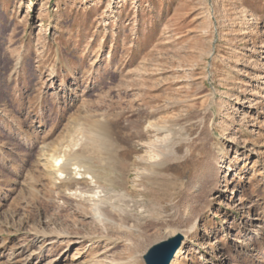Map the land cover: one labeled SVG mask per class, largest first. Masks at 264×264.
<instances>
[{
	"label": "rangeland",
	"instance_id": "obj_1",
	"mask_svg": "<svg viewBox=\"0 0 264 264\" xmlns=\"http://www.w3.org/2000/svg\"><path fill=\"white\" fill-rule=\"evenodd\" d=\"M173 232V264H264V0H0V264H144Z\"/></svg>",
	"mask_w": 264,
	"mask_h": 264
},
{
	"label": "bare ground",
	"instance_id": "obj_2",
	"mask_svg": "<svg viewBox=\"0 0 264 264\" xmlns=\"http://www.w3.org/2000/svg\"><path fill=\"white\" fill-rule=\"evenodd\" d=\"M93 130L96 131L91 138V141L96 145L98 149V155L100 159L105 160L111 159L114 157L113 154V142L109 140V136L107 134V128L105 126H96L93 127ZM116 156V155H115ZM40 163L46 169L47 173L54 177L58 174L65 173V178L70 180L71 185H79L81 182L77 180H90L94 183L99 182H108L109 176H107L106 172L98 171L94 165L91 163V159L87 156H79L76 154L68 155L63 161L60 157V154H45L44 157H40ZM150 169H154V165L148 166ZM224 169V167H222ZM73 176V177H72ZM75 176H79L78 178ZM67 185V184H66ZM179 252V251H178ZM177 252V253H178ZM176 253V255H177ZM175 255V257H176ZM174 257V258H175ZM174 260V259H173ZM173 260L170 264H173Z\"/></svg>",
	"mask_w": 264,
	"mask_h": 264
},
{
	"label": "water",
	"instance_id": "obj_3",
	"mask_svg": "<svg viewBox=\"0 0 264 264\" xmlns=\"http://www.w3.org/2000/svg\"><path fill=\"white\" fill-rule=\"evenodd\" d=\"M186 238L180 232L170 233L166 239L150 246L142 255L144 264H170Z\"/></svg>",
	"mask_w": 264,
	"mask_h": 264
}]
</instances>
